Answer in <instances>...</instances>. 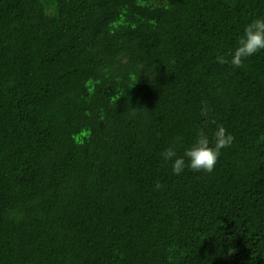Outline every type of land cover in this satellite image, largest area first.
Wrapping results in <instances>:
<instances>
[{
	"label": "trees",
	"instance_id": "1",
	"mask_svg": "<svg viewBox=\"0 0 264 264\" xmlns=\"http://www.w3.org/2000/svg\"><path fill=\"white\" fill-rule=\"evenodd\" d=\"M258 15L0 0V264H264V51L217 61ZM217 125L214 171L174 175L164 149Z\"/></svg>",
	"mask_w": 264,
	"mask_h": 264
},
{
	"label": "clouds",
	"instance_id": "2",
	"mask_svg": "<svg viewBox=\"0 0 264 264\" xmlns=\"http://www.w3.org/2000/svg\"><path fill=\"white\" fill-rule=\"evenodd\" d=\"M261 51H264V15H258L248 22L228 57L218 55L217 61L240 68L247 59ZM208 111L207 107H203L201 114L207 117ZM233 142L234 136L223 125H217L211 133L201 127L196 130L190 144L185 146L182 137H177L164 149L161 156L165 163L171 164L172 173L176 176H180L186 169L211 173L222 150L229 148ZM156 187L161 188L162 185L157 183Z\"/></svg>",
	"mask_w": 264,
	"mask_h": 264
},
{
	"label": "rangeland",
	"instance_id": "3",
	"mask_svg": "<svg viewBox=\"0 0 264 264\" xmlns=\"http://www.w3.org/2000/svg\"><path fill=\"white\" fill-rule=\"evenodd\" d=\"M127 10H123V12L121 13V15L118 18V22L117 23H121V22H125L126 18H127Z\"/></svg>",
	"mask_w": 264,
	"mask_h": 264
}]
</instances>
